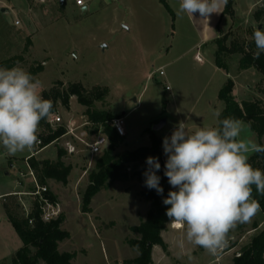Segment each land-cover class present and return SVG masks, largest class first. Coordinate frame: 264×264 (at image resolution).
Segmentation results:
<instances>
[{"label":"rangeland","instance_id":"rangeland-1","mask_svg":"<svg viewBox=\"0 0 264 264\" xmlns=\"http://www.w3.org/2000/svg\"><path fill=\"white\" fill-rule=\"evenodd\" d=\"M11 1L27 35L11 41L10 45L0 44V67L8 68L2 62L13 56L23 57L14 66L27 72L40 66L41 69L32 75L41 82V94L53 86L61 88L72 83H81L89 91L107 89L104 98L96 101L94 107L115 115L125 113L122 116L126 136L116 147L117 153L149 146L148 130H154V125L162 119H166V124L154 130L162 140L170 137L180 122H184L191 132L205 126L218 127L219 117L214 113H220L224 107L218 93L229 78L234 81L233 93L237 101L262 96V75L255 68L240 70L239 55L229 59L228 72L217 67L216 44L200 41L187 14H178L179 0H167L170 9L160 0H85L87 10H82L76 0H66L64 8L60 0ZM263 2L235 0L236 14L224 16L220 35L229 33L228 43L232 38L250 39V29L261 26L254 13ZM123 25L128 29L122 28ZM197 56L202 60L199 61ZM160 70L164 71L163 75ZM85 111L86 107L78 103L77 97L71 96L69 108L59 104L57 114L62 117V124L76 134L81 135L84 129L87 130L86 139L91 140L93 127L87 125ZM242 121L247 126L242 135L264 145V138H259L249 122ZM67 141H74L78 150L74 154L67 151L65 157V161L73 166L68 182L46 184L54 195V202L61 206L62 229L69 232V237L59 243V250L74 253V264H119L134 258L138 251L128 244V240L137 235L131 226L139 225L150 207L149 201L141 195L143 185L137 178L110 183L93 198L92 211L84 213L81 194L97 156H91L83 143L67 135L48 145L36 157L55 158L57 146L65 149ZM37 149L34 145L31 150L9 155L0 145V192L35 189L31 177L22 174L28 173L25 158ZM162 155L165 164L167 156L163 147ZM13 164L15 168L11 166ZM20 196L21 199L7 196L5 202L18 201L17 212L25 215L26 208L33 207L34 196ZM3 202L0 200V219L4 223L5 248H0V252L1 259L5 260L0 264H12L22 241L7 219ZM256 225L261 230L264 228L261 209L249 222L238 223L233 228L236 232L233 238L228 236L224 249L237 246V251L242 250L259 232L252 231ZM164 236L167 249L177 252L184 251L183 248H200L186 239L184 247H179L184 229L169 228ZM179 256L185 262L182 264L208 260V255L201 251L198 256ZM39 264L45 262L41 260Z\"/></svg>","mask_w":264,"mask_h":264},{"label":"clouds","instance_id":"clouds-1","mask_svg":"<svg viewBox=\"0 0 264 264\" xmlns=\"http://www.w3.org/2000/svg\"><path fill=\"white\" fill-rule=\"evenodd\" d=\"M227 0H180L178 14H194L208 22L213 13H220ZM252 40L257 51L264 53V30L254 26ZM41 82L22 67H0V145L9 155L31 150L38 140L40 121L48 117L52 101L41 94ZM219 117L220 113L215 112ZM245 123L225 117L218 127H200L195 132L180 122L170 137H164L167 156L164 175L172 188L164 205L171 223L184 229L178 241L187 242L217 255L228 243V233L238 223L249 222L260 210L253 198V185L264 195V171L249 163L253 154L264 153V145L244 135ZM145 185L162 195L157 172L158 158L146 159Z\"/></svg>","mask_w":264,"mask_h":264},{"label":"trees","instance_id":"trees-1","mask_svg":"<svg viewBox=\"0 0 264 264\" xmlns=\"http://www.w3.org/2000/svg\"><path fill=\"white\" fill-rule=\"evenodd\" d=\"M160 2L170 9L167 0H160ZM235 14V0H227L222 16L229 15L233 17ZM254 18L259 21V25H262L259 28L264 30V2L257 7ZM253 30L250 29V39L232 38L229 43V33L223 36L219 35L213 42L216 44L215 63L217 67L228 72L230 69L229 59L234 55H239V69L255 68L262 75L264 82V53L260 55L259 59L254 58L257 49L252 40ZM17 60L20 62L23 57L13 56L3 61L2 64L12 68ZM39 69H41L40 66L29 73L35 74ZM233 91L234 81L229 78L218 93V99L224 104L219 115V121L228 116L247 121L259 138H264V87L260 91L262 96L253 100L237 101ZM106 93L107 89L102 90L100 88L89 91L81 83H72L68 86L62 85L61 88L53 86L49 90H44L42 93L43 98L51 100L53 106L50 115L42 119L39 124L37 135L38 139L42 141L40 148L59 141L67 132L65 125L53 127L49 122V118L57 113L59 104L69 108L70 97L76 96L78 103L86 107L87 125L93 127L92 133L102 132L109 140V146L102 154L97 156L94 166L88 172V184L81 194V209L84 213L91 212L93 198L101 190L108 188L110 183L137 178L143 185L141 195L149 201L150 207L141 223L131 226V230L137 236L129 239L128 244L137 249L138 255L125 260V263L152 264L153 247L160 245L164 250L167 249L162 231L171 223L170 218L166 215V210L170 206L163 204V199L167 197L169 191H173L168 178L164 175L163 140L154 130L150 129L148 130L151 139L149 146L117 153L116 147L123 141L124 137L115 131L112 120L121 115H115L107 110L94 107L95 102L102 100ZM66 155L67 150L57 146V156L54 159H43L36 156L29 159V164L35 171L39 183L46 185L50 181L63 184L68 182L73 166L65 161ZM149 156L158 158L161 165L157 175L160 177V186L164 189L162 195L157 194L154 189H149L145 185L146 177L144 173L148 167L146 159ZM249 163L254 168L264 171V153L251 155ZM45 196L54 202V195L50 190L45 193ZM253 198L259 201L260 209L264 213V195L258 194L254 185ZM33 203L32 211L28 216L17 212L20 206L18 201L13 204L7 202L4 204L7 217L22 241V246L15 253L11 263L39 264L42 260L45 264H74V253L59 250V243L69 237V232L62 229L63 215L46 222L41 217L42 211L38 200ZM255 228H257V225ZM233 264H264V228L253 236L248 245L242 248L239 255L234 258Z\"/></svg>","mask_w":264,"mask_h":264},{"label":"crops","instance_id":"crops-1","mask_svg":"<svg viewBox=\"0 0 264 264\" xmlns=\"http://www.w3.org/2000/svg\"><path fill=\"white\" fill-rule=\"evenodd\" d=\"M179 2H180V0H179ZM224 6H225V4H221V7L219 9L220 13L211 14L210 17L208 18V22L206 20L202 19L199 16V13L194 14V19L187 15L189 17L190 21L192 22L193 26L195 27V29H196L199 37H200V41L203 42L204 44H207L209 41L214 42L215 39L219 37L220 32H221L220 24H221L222 19L224 18V16H222ZM84 7H86L85 10H87V6H84ZM84 7H82V10ZM15 8L16 7L13 6V3L11 0H0V16H2V22L0 23V39H3V41H0L1 45H10V44H12L11 41H13L15 39L21 40L20 37L23 38V37H26V35H27V30H26L25 26L15 25V20L20 18V16L14 12ZM122 28L128 29V27L126 25H123ZM7 58H9V57H7ZM4 59H6V58H4ZM44 150H45V148H44ZM52 159H54V157ZM11 166L13 168H15L14 164ZM7 174H9V173H7ZM18 192H25V191L13 190V191H7L5 193L0 192V200H3L4 201L3 203L5 204V197L12 196V195H15L17 197L19 196V198L21 199L20 195H16ZM7 219H8V217H7ZM8 221H9V219H8ZM3 224H4L3 219H0V248H5V234H4ZM169 228L182 230V228H177L172 223L171 224L169 223L167 225L166 229H164L162 231V237L164 240H165L164 234ZM258 230L260 231L261 228L260 227L259 228L254 227V229H252V231H254V232H256ZM235 232H236V230L232 229L230 231V234H228L229 238H233ZM248 232H250V230ZM243 237H245V235ZM236 247L237 246H232L230 248H227L226 250L224 249V250L220 251L217 255L214 256V255L209 254L203 248H188V249L183 248L184 251H177L176 252L172 248H168V249L164 250L163 248H158V246L155 245L152 249V264H182L184 261H181V259H180L181 257L179 256L180 254H185L187 256L188 255L198 256V252H200V251H201V254L206 253L208 255V260L206 259L207 261L205 260L204 262L196 263V264H216L215 262H219V261L222 262L221 264H233L234 258L237 255H239V253L241 252V250L237 251ZM179 250H181V249H179ZM0 251H1V249H0ZM2 256L3 255L0 252V262L2 260H5V258L1 259ZM225 257H228V258H226V261H225ZM123 263H125V261L119 262V264H123Z\"/></svg>","mask_w":264,"mask_h":264},{"label":"built area","instance_id":"built-area-1","mask_svg":"<svg viewBox=\"0 0 264 264\" xmlns=\"http://www.w3.org/2000/svg\"><path fill=\"white\" fill-rule=\"evenodd\" d=\"M44 1V0H41ZM76 4L79 7H84L86 6V1L85 0H76ZM21 21L19 19H17L15 21V25H20ZM198 60L201 61V57L197 56ZM160 74L163 75L164 71L160 70ZM62 117L55 113L53 115L50 116L49 118V122L50 124L55 127L57 125H63L62 124ZM125 121H124V117L118 116L115 117L112 120V126L115 129V131L120 135V136H126V130H125ZM67 128V127H66ZM67 135H72L73 137H75V139L79 140L81 143H83L89 153L91 154V156H99L100 154H102L107 147L109 146V140L106 137L105 134H103L102 132H99L97 134H92L94 137L91 140H87L86 137L89 135V132L87 130L84 129V131L81 133V135H78L74 132V130L72 128H67V132L63 135V136H67ZM62 136V137H63ZM42 141L40 139L37 140L36 144L38 146V149L34 151L33 155L25 158V162L28 168V173L26 174H22L24 176H28L31 177V180L34 184V190H31L29 192H18L16 195H32L34 196V200H38V203L40 205L41 208V217L44 221L49 222L52 220L57 219L60 215H61V206L59 203L57 202H53L50 200V198H48L47 196H45V193L48 191V187L46 185H42L39 183L38 178L36 176L35 171L33 170V168L30 166L29 164V159L32 156H36L40 151H42L44 148H40ZM65 149L68 151L69 154H74L77 153V145L74 141H67L66 142V146ZM26 216L29 215V213L32 211V208L30 207L29 209L26 208ZM30 222H32V220H30Z\"/></svg>","mask_w":264,"mask_h":264},{"label":"water","instance_id":"water-1","mask_svg":"<svg viewBox=\"0 0 264 264\" xmlns=\"http://www.w3.org/2000/svg\"><path fill=\"white\" fill-rule=\"evenodd\" d=\"M60 4L61 7L64 8L66 6V0H60ZM86 7L83 8V10H85ZM262 27V25L260 26V28ZM125 113H122V115H124ZM166 124V119H162L158 122V124L154 125V130H158L160 129L162 126H164Z\"/></svg>","mask_w":264,"mask_h":264}]
</instances>
